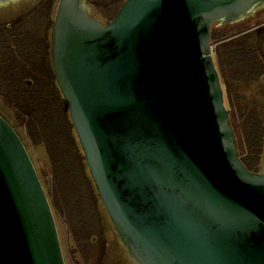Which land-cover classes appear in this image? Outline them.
<instances>
[{
    "label": "water",
    "instance_id": "1",
    "mask_svg": "<svg viewBox=\"0 0 264 264\" xmlns=\"http://www.w3.org/2000/svg\"><path fill=\"white\" fill-rule=\"evenodd\" d=\"M89 1L59 0L52 64L129 258L264 264V165L241 162L211 46L215 23L264 0H125L106 25ZM0 264H65L34 163L1 114Z\"/></svg>",
    "mask_w": 264,
    "mask_h": 264
},
{
    "label": "trees",
    "instance_id": "2",
    "mask_svg": "<svg viewBox=\"0 0 264 264\" xmlns=\"http://www.w3.org/2000/svg\"><path fill=\"white\" fill-rule=\"evenodd\" d=\"M59 0H38L25 14L0 25V101L12 113L26 147L43 148L50 171L38 172L54 219L60 218L81 253L105 242L106 212L91 178L58 87L52 64V29ZM121 0H93L91 16L115 19ZM100 16V17H99ZM212 27L219 74L229 88L228 112L239 157L260 173L264 165V118L260 105L230 90H243L264 79V20ZM259 20V19H258ZM245 87V88H244ZM30 148V147H29Z\"/></svg>",
    "mask_w": 264,
    "mask_h": 264
},
{
    "label": "rangeland",
    "instance_id": "3",
    "mask_svg": "<svg viewBox=\"0 0 264 264\" xmlns=\"http://www.w3.org/2000/svg\"><path fill=\"white\" fill-rule=\"evenodd\" d=\"M38 0H20L18 2L9 3L7 5L0 6V25L14 21L19 16L27 13ZM90 14L98 13L97 11H92L91 7L88 5ZM100 15V13H98ZM253 18L251 23L258 25L257 23L264 20V12H258ZM100 17V16H99ZM259 19V20H258ZM243 23V22H240ZM239 23H234L230 25H238ZM223 27V26H222ZM215 25L214 28H222ZM213 59L217 65L216 55L213 49ZM219 70V68H218ZM230 90L238 95L245 96L249 102H255L260 105V112L264 118V79L258 84H254L248 88V91L243 90L239 85L232 84ZM226 88V82L223 81L225 106L228 109V95ZM245 88V87H244ZM0 114L6 118L10 124L14 126L17 124L13 120L12 113L7 109L0 101ZM30 147V148H29ZM27 147L29 156L31 157L35 168L39 172L50 171L49 161L47 155L43 148L40 147ZM56 228L58 231V236L61 244V249L65 264H135L128 256L125 248L120 242L113 225L110 224L108 218L105 219V242H99L98 247L89 249L88 252L81 253L77 246L69 238L67 228L60 218L55 220Z\"/></svg>",
    "mask_w": 264,
    "mask_h": 264
},
{
    "label": "flooded vegetation",
    "instance_id": "4",
    "mask_svg": "<svg viewBox=\"0 0 264 264\" xmlns=\"http://www.w3.org/2000/svg\"><path fill=\"white\" fill-rule=\"evenodd\" d=\"M20 1V0H19ZM91 1H93V0H91ZM91 1H89L88 2V5L90 6V2ZM123 3L125 2V0H121ZM15 2H18V1H15ZM9 3H13V2H9ZM9 3H7V4H9ZM7 4H3V5H7ZM3 5H0V6H3ZM90 12V11H89ZM258 12H264V6H261L258 10H256L255 12H253L249 17H246L245 19H243V20H241L240 22H245V21H247L248 19H250V18H254V17H256L255 15H256V13H258ZM90 14V13H89ZM90 16H91V14H90ZM92 17V16H91ZM94 18V17H93ZM111 22V21H110ZM240 22H238V23H240ZM9 23V22H8ZM109 22H107V23H103V24H108ZM4 24H7V23H4ZM4 24H1V25H4ZM227 24H229V23H224V22H217V23H215L213 26H215V25H218V26H220V27H222V26H224V25H227ZM231 24V23H230ZM234 24V23H233ZM217 67V66H216ZM218 69V68H217ZM222 83H223V80H222ZM224 94H225V92H224ZM12 125V124H11ZM13 126V125H12ZM14 128V127H13ZM15 129V128H14ZM16 131V130H15ZM18 133V132H17ZM19 134V133H18ZM22 139V138H21ZM22 141H23V139H22ZM24 143V142H23ZM25 145V144H24ZM27 148V147H26ZM36 169V168H35ZM36 171H37V169H36ZM37 174H38V172H37ZM38 176H39V174H38ZM40 178V177H39ZM40 181H41V179H40ZM101 204H102V202H101ZM102 206H103V204H102ZM103 208H104V206H103ZM104 210H105V208H104ZM105 212H106V210H105ZM106 215H107V212H106ZM107 217H108V220H109V222H110V224L112 225V223H111V220H110V218H109V216L107 215ZM113 227V226H112ZM124 247V246H123ZM126 250V249H125Z\"/></svg>",
    "mask_w": 264,
    "mask_h": 264
},
{
    "label": "bare ground",
    "instance_id": "5",
    "mask_svg": "<svg viewBox=\"0 0 264 264\" xmlns=\"http://www.w3.org/2000/svg\"><path fill=\"white\" fill-rule=\"evenodd\" d=\"M261 5H263V6H264V3H263V4H261Z\"/></svg>",
    "mask_w": 264,
    "mask_h": 264
}]
</instances>
